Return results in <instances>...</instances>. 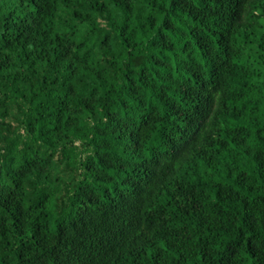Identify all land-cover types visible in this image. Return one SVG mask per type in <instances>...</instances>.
Segmentation results:
<instances>
[{
  "label": "trees",
  "instance_id": "obj_1",
  "mask_svg": "<svg viewBox=\"0 0 264 264\" xmlns=\"http://www.w3.org/2000/svg\"><path fill=\"white\" fill-rule=\"evenodd\" d=\"M0 264H264V0H0Z\"/></svg>",
  "mask_w": 264,
  "mask_h": 264
}]
</instances>
